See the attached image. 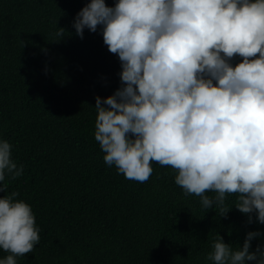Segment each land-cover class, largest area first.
<instances>
[{
    "label": "trees",
    "instance_id": "1",
    "mask_svg": "<svg viewBox=\"0 0 264 264\" xmlns=\"http://www.w3.org/2000/svg\"><path fill=\"white\" fill-rule=\"evenodd\" d=\"M88 3L0 0V139L23 166L18 177L6 172L0 198L18 193L40 230L34 251L17 264H213L207 257L217 234L237 251L256 231L249 250L264 248V224L234 207L238 194H226L222 216L221 207L186 195L171 166L152 162L151 176L139 182L106 164L94 136L95 98L103 102L121 87V64L99 26L76 35L75 17ZM7 255L0 249V259Z\"/></svg>",
    "mask_w": 264,
    "mask_h": 264
},
{
    "label": "clouds",
    "instance_id": "2",
    "mask_svg": "<svg viewBox=\"0 0 264 264\" xmlns=\"http://www.w3.org/2000/svg\"><path fill=\"white\" fill-rule=\"evenodd\" d=\"M98 26L121 64V87L95 98L94 136L106 164L139 182L152 162L171 166L175 183L204 208L222 211L226 194L236 193L234 207L264 224V0H90L73 27L83 39ZM235 56L242 60L233 66ZM11 150L0 139V182L23 172ZM17 196L0 198V249L10 253L0 264H17L40 240L31 206ZM259 236L248 232L233 251L217 234L207 259L264 264V248L249 250Z\"/></svg>",
    "mask_w": 264,
    "mask_h": 264
}]
</instances>
